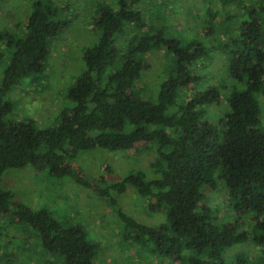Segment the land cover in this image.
Listing matches in <instances>:
<instances>
[{
	"label": "trees",
	"instance_id": "trees-1",
	"mask_svg": "<svg viewBox=\"0 0 264 264\" xmlns=\"http://www.w3.org/2000/svg\"><path fill=\"white\" fill-rule=\"evenodd\" d=\"M112 1L99 5L98 40L84 50L85 70L66 93L72 107L60 113L56 127L47 129H37L30 120H6L12 111L7 99L10 90L42 70L48 42L60 27L50 19L55 10L47 3H33L26 36L15 42L2 71L0 176L27 165L48 169L51 177L72 178L94 192L105 200L109 212L116 206L111 193L120 195L133 188L137 197L148 200L145 209L155 213L163 208L168 223L146 227L116 211L123 225L121 235L151 244L148 251L169 264H225L227 250L244 243L264 252V127L258 101L264 93V11L249 12L237 37L224 38L230 49L228 75L243 88L231 92L229 110L217 129L197 109L216 103L218 89L209 87L186 96L185 88L196 80L191 69L205 57L201 45L164 39L162 28L141 31L143 0ZM218 1L234 4L235 0ZM209 7L210 18H219ZM161 46L173 57L167 76L159 82L154 98H141L135 88L146 67L142 56ZM143 144L156 153L158 178L146 180L134 174L103 186L111 176L88 177L72 164L79 151H133ZM220 186L229 194L232 222L218 218L206 202V192ZM10 207L15 218L37 234L41 247L62 264H97L96 246L82 228L63 226L45 210L12 203L0 180V212Z\"/></svg>",
	"mask_w": 264,
	"mask_h": 264
},
{
	"label": "rangeland",
	"instance_id": "rangeland-1",
	"mask_svg": "<svg viewBox=\"0 0 264 264\" xmlns=\"http://www.w3.org/2000/svg\"><path fill=\"white\" fill-rule=\"evenodd\" d=\"M35 2L43 3V6L47 3L55 10L50 19L59 22L60 27L48 42L49 54L42 70L19 80L10 90L7 99L12 104V111L6 120H30L37 129H47L56 127L60 123V113L72 107L66 93L85 70L84 50L98 40L95 19L99 5L113 1L0 0V82L15 42L26 36L27 18ZM209 5L219 18H210L209 11H206ZM139 8L143 17L141 31L162 28L164 39H174L181 44L199 43L203 48L205 57L191 69L196 80L185 88L186 96L209 87L218 89L216 103L197 109L204 120L218 129L229 110L227 99L231 92L243 88L228 75L230 49L225 47L224 38H236L249 12L261 14L264 11V0H235L234 4L218 0H143ZM123 39L118 40L119 48H122ZM172 58L165 46L152 48L142 56L146 67L141 71L135 95L154 98L159 82L167 76ZM258 101L259 120L264 127V93L259 95ZM155 160L153 147L143 144L133 151H79L72 164L88 177L111 176L103 184L108 186L134 174L144 175L146 180L158 178ZM0 180L1 187L11 194L12 203L25 204L35 211L45 210L63 226L82 228L87 240L96 246L97 264H169V260L162 261L148 251L151 244L134 242L121 235L123 225L116 211L128 214L146 227L168 223L164 209L155 213L145 209L143 203L148 200L137 197L133 188L120 195L112 192L116 206L109 212L105 200L101 201L94 192L76 184L72 178H53L48 169L36 170L32 165L8 169L1 174ZM206 193V202L217 217L232 222L228 192L220 186L216 191ZM251 220L247 219L243 225L247 226ZM262 259L263 248L249 243L235 245L225 254V264H264ZM0 264L62 262L41 247L37 234L19 222L10 207L7 212H0Z\"/></svg>",
	"mask_w": 264,
	"mask_h": 264
}]
</instances>
